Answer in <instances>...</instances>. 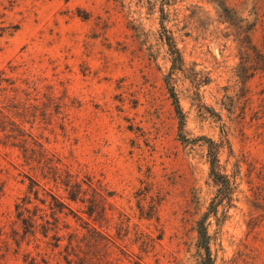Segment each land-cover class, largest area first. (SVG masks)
Here are the masks:
<instances>
[{
  "label": "rangeland",
  "instance_id": "374dc122",
  "mask_svg": "<svg viewBox=\"0 0 264 264\" xmlns=\"http://www.w3.org/2000/svg\"><path fill=\"white\" fill-rule=\"evenodd\" d=\"M235 16L263 49L264 0H0V264H196L200 221L217 264H264V73L238 76ZM31 179L72 210L47 237L17 217Z\"/></svg>",
  "mask_w": 264,
  "mask_h": 264
},
{
  "label": "trees",
  "instance_id": "16d2710c",
  "mask_svg": "<svg viewBox=\"0 0 264 264\" xmlns=\"http://www.w3.org/2000/svg\"><path fill=\"white\" fill-rule=\"evenodd\" d=\"M222 10L224 11H230L231 9L227 7L226 5L221 6ZM237 19L236 26V33L235 38L237 40L238 45V52H239V66L243 69V73L239 71V77L242 76V78H249L254 72L260 71L264 73V42L262 43L263 49L259 48L255 43H253L251 36H250V26H253L252 23H243V19H238V17L235 16V18H232V20ZM231 20V19H230ZM229 23H231L229 20L226 19ZM233 22V21H232ZM249 28V29H248ZM241 30V31H240ZM240 32V33H239ZM174 48V53L176 54V58H174V61L180 60V54L177 48L172 46ZM0 90H2L0 88ZM171 94L174 100V106L176 109V113L178 117L180 118V125L182 123V111L179 106V102L177 98L175 97V94L171 90ZM209 142H212L209 139ZM211 163V174L214 178L215 183L218 184V195L216 197L217 203H221L222 200L225 198H229V194L231 193V186H230V180L227 177V175L219 173L216 168L218 164L217 155L214 154L213 157L210 160ZM72 176L67 173L65 178H59V182L61 185L64 186V190L66 191L65 198L70 201H76L78 200V194L81 192L80 184L77 181H72ZM58 178V177H56ZM35 185H38L33 179H31V183L27 186V190L25 193V196L21 199L20 203H16L15 207L17 210V217L21 221V223L24 225V231L25 232H31L32 234L40 233L43 237H47L48 230H51L49 224H53L51 220L58 222L59 220V214H67L64 210L72 211L68 203H66L61 198L57 197L56 195L49 193L44 190L45 195L50 196V200H46L45 198H38V190L34 187ZM36 200H39V204H41L43 207H40L38 204H35L32 209L28 207L27 204H31L32 202V196ZM83 202V200H81ZM95 203H91L88 207V210H86V214L91 217L93 214V206ZM213 206V204H212ZM214 212V209L213 211ZM214 214V213H213ZM51 219V220H50ZM27 228V229H26ZM88 230H90L88 228ZM51 238L55 241L54 245L55 247L59 246L60 236L58 235L57 231L54 232V234L51 236ZM65 247H72L71 245V239L68 242ZM69 245V246H68ZM197 262L196 264H217L216 257L212 255L211 247H210V235L208 234L207 226L204 224V221H200L197 226ZM73 249V248H72ZM71 254V252H67V255L65 257V260L67 263L70 264L71 260L73 261V258H68V256ZM73 256L79 261L81 257L76 255L75 253H72ZM74 260V261H75ZM28 264H36L34 258H32V261L28 262ZM76 264V263H75ZM134 264H141L139 261H134Z\"/></svg>",
  "mask_w": 264,
  "mask_h": 264
}]
</instances>
